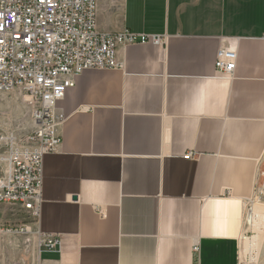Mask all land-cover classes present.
I'll use <instances>...</instances> for the list:
<instances>
[{"label":"crops","instance_id":"0c3cea01","mask_svg":"<svg viewBox=\"0 0 264 264\" xmlns=\"http://www.w3.org/2000/svg\"><path fill=\"white\" fill-rule=\"evenodd\" d=\"M97 28L169 40L120 50L123 69L68 91L40 223L0 204L1 226L32 231L0 233V264H239L264 157V0H99ZM221 49L238 55L230 79ZM39 229L62 250L39 252Z\"/></svg>","mask_w":264,"mask_h":264},{"label":"built area","instance_id":"2783aa9c","mask_svg":"<svg viewBox=\"0 0 264 264\" xmlns=\"http://www.w3.org/2000/svg\"><path fill=\"white\" fill-rule=\"evenodd\" d=\"M124 1V0H118ZM99 0H0V93H19L31 105L33 130L0 132V204H16L39 224L44 204V161L61 152L60 130L66 122L59 109L78 78L90 70H121L120 50L152 44L165 50L169 36L145 35L127 29L99 31ZM238 55L221 49L216 77L230 79ZM188 153L185 160H193ZM105 217L106 211L97 206ZM8 236H29L27 224L1 226ZM39 252L61 251V236L37 231ZM30 238L26 239V244ZM199 252V244L194 246Z\"/></svg>","mask_w":264,"mask_h":264},{"label":"rangeland","instance_id":"374dc122","mask_svg":"<svg viewBox=\"0 0 264 264\" xmlns=\"http://www.w3.org/2000/svg\"><path fill=\"white\" fill-rule=\"evenodd\" d=\"M32 106L24 103L19 93H0V132L22 127L33 130ZM264 208V157L260 163L255 192L245 202L243 234L239 240V264H264V223L256 215Z\"/></svg>","mask_w":264,"mask_h":264},{"label":"bare ground","instance_id":"6f19581e","mask_svg":"<svg viewBox=\"0 0 264 264\" xmlns=\"http://www.w3.org/2000/svg\"><path fill=\"white\" fill-rule=\"evenodd\" d=\"M256 215H258V219H260V221L264 223V208H259Z\"/></svg>","mask_w":264,"mask_h":264}]
</instances>
